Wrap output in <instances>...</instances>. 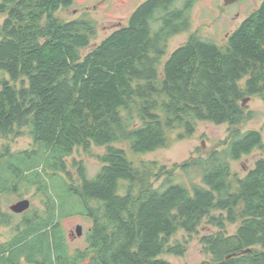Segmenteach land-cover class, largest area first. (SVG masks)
Masks as SVG:
<instances>
[{
    "label": "trees",
    "instance_id": "trees-1",
    "mask_svg": "<svg viewBox=\"0 0 264 264\" xmlns=\"http://www.w3.org/2000/svg\"><path fill=\"white\" fill-rule=\"evenodd\" d=\"M177 1H145L85 55L95 21L56 16L74 0L0 2V14L7 15L0 71L9 75L0 78V136L27 129L34 140L30 149L0 151V196L13 189L14 179V185H37L46 197L42 212L30 207L20 214L12 238L0 245V264H172L161 255L187 252L172 237L180 230L198 233L205 220L219 230L200 238L202 252L211 256L204 264H264V157L243 177L231 169L232 161L264 147L261 132L236 127L254 116L243 100L264 99V0L224 45L193 33L161 72L169 39L190 27L187 1L176 7ZM198 121L234 128L222 149L175 165L197 169L200 180L188 185L166 166L135 164L113 145L151 152L168 145L169 131L193 135ZM91 143L106 146L95 177L80 165V183L61 178L92 222L86 245L72 250L49 180L69 175L66 157ZM163 174L167 180L156 187ZM13 216L0 199V225H11ZM228 224L237 230L229 233Z\"/></svg>",
    "mask_w": 264,
    "mask_h": 264
},
{
    "label": "rangeland",
    "instance_id": "rangeland-1",
    "mask_svg": "<svg viewBox=\"0 0 264 264\" xmlns=\"http://www.w3.org/2000/svg\"><path fill=\"white\" fill-rule=\"evenodd\" d=\"M2 1L0 0V2ZM145 1L147 0H74L69 7L60 8L56 16L65 22L81 18L95 21L97 33L92 38L91 44L82 50V54L85 55L114 30L126 25L132 13ZM186 1L189 6L187 11L190 27L188 30L177 33L169 39L167 53L159 66L161 72L163 63L171 52L185 43L193 33L208 39L212 37L211 39L219 45H224L228 34L257 9L263 0H239L227 7H224L226 6L225 0H192L193 4H190V0H178L176 7L185 6L184 3ZM6 17V14H0V27ZM4 77L8 78L9 75L5 71H0V78ZM244 83L245 79L241 81V85H244ZM244 108L246 112L254 111V116L250 119L245 117V120L236 127L242 130L243 133L248 130H257L261 132L264 141V99L259 95L251 96ZM232 128L234 127L228 123L216 124L210 121H198L193 135L180 138L179 134L183 132L181 129L169 131L168 145L147 153L136 154L129 148L127 143L123 142L113 143V145L126 149L128 158L135 164H139L141 161H156L159 166H166L169 170L174 171L176 181L185 182L186 184L200 180L197 169H191L186 172L180 167H175V165L182 164L193 157H206L216 148L222 149ZM22 132L9 137L0 136V151H3L6 146L10 148L11 152H20L32 148L34 146L32 136L27 129H22ZM105 152L106 146H99L95 143H91L87 148L79 146L75 148L71 155L66 157L69 175L63 173L62 177L57 176L53 180H49L52 193V198L50 199L57 208V217L72 250L86 245L87 231L90 229L92 222L81 213L80 204L82 203L79 197L74 196L71 198L65 192L61 178L75 185L80 183V165L84 166L88 178L95 177L104 165L101 157ZM261 157H264V147L256 148L241 159L232 161V174L237 177L245 176L254 167L257 159ZM167 178L165 174L161 175L154 185L156 187L161 186ZM13 181L9 184L13 189L0 196L3 209L14 215L11 225H0V245L12 238L15 226L21 218L20 214L10 210L12 204L22 199H29L32 205L31 210L38 212L45 210L46 197L43 196L37 185L28 184L25 181L17 182L14 185ZM79 225L83 227V234L76 237L71 236V232L75 231ZM237 226V224H228L227 231L234 233L237 230ZM218 230L219 228L208 223V220L204 221L198 233L190 234L180 230L172 237L171 241L172 243L178 241L184 244L187 248L185 255L164 253L161 257L172 264H204L211 256L202 252L200 238L204 234L214 233ZM21 264L30 263L23 261Z\"/></svg>",
    "mask_w": 264,
    "mask_h": 264
},
{
    "label": "water",
    "instance_id": "water-1",
    "mask_svg": "<svg viewBox=\"0 0 264 264\" xmlns=\"http://www.w3.org/2000/svg\"><path fill=\"white\" fill-rule=\"evenodd\" d=\"M239 0H225V5H230ZM251 97H247L243 100L242 105L245 106ZM31 207V201L29 199H22L10 206V210L14 213L21 214L27 211ZM76 234L81 236L83 234V227L81 225L76 227Z\"/></svg>",
    "mask_w": 264,
    "mask_h": 264
},
{
    "label": "flooded vegetation",
    "instance_id": "flooded-vegetation-1",
    "mask_svg": "<svg viewBox=\"0 0 264 264\" xmlns=\"http://www.w3.org/2000/svg\"><path fill=\"white\" fill-rule=\"evenodd\" d=\"M190 4H193L192 3V0H190ZM228 5H226V6H224V7H227ZM229 35V34H228ZM212 37H210L209 39H211ZM31 207H32V205H31ZM71 236H73V237H76V236H78L77 234H76V230L75 231H72L71 232Z\"/></svg>",
    "mask_w": 264,
    "mask_h": 264
}]
</instances>
